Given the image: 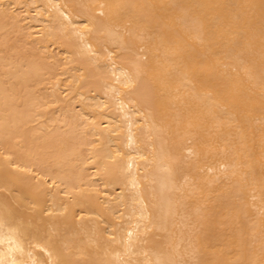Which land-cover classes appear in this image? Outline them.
Segmentation results:
<instances>
[{
  "label": "bare ground",
  "instance_id": "1",
  "mask_svg": "<svg viewBox=\"0 0 264 264\" xmlns=\"http://www.w3.org/2000/svg\"><path fill=\"white\" fill-rule=\"evenodd\" d=\"M0 264H264V0H0Z\"/></svg>",
  "mask_w": 264,
  "mask_h": 264
}]
</instances>
